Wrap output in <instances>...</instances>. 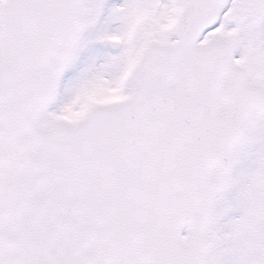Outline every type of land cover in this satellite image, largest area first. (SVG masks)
<instances>
[{
  "label": "snow or ice",
  "instance_id": "obj_1",
  "mask_svg": "<svg viewBox=\"0 0 264 264\" xmlns=\"http://www.w3.org/2000/svg\"><path fill=\"white\" fill-rule=\"evenodd\" d=\"M0 264H264V0H0Z\"/></svg>",
  "mask_w": 264,
  "mask_h": 264
}]
</instances>
